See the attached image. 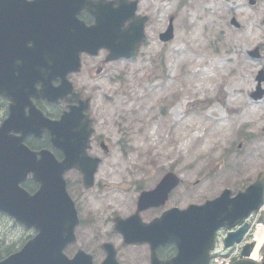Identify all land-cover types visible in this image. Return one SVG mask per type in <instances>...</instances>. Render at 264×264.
<instances>
[{
	"label": "rangeland",
	"instance_id": "374dc122",
	"mask_svg": "<svg viewBox=\"0 0 264 264\" xmlns=\"http://www.w3.org/2000/svg\"><path fill=\"white\" fill-rule=\"evenodd\" d=\"M238 2L142 0L140 10L151 15L148 41L135 58L110 63L114 93L110 101L101 96L96 100L95 113L101 112L97 117L99 129L116 145L106 161L176 164V171L183 181L176 189L172 203L201 202L206 196L220 192V168H216L220 163V119L228 118L227 108L246 97L254 83L252 64L245 61L243 44L251 47L264 37L260 23L243 19L245 28L228 33L221 41L220 31L226 27L227 18L223 16L224 9L234 8ZM261 5L264 6V0ZM248 10L250 13L251 9ZM172 14L176 16L174 39L161 42L158 32ZM222 59L231 61L224 66ZM81 80H87L85 74ZM94 82L105 83L107 79L98 77ZM176 92L178 96L174 97ZM225 102L226 105L220 106ZM114 110L131 114L122 129L106 117ZM148 118L153 123L161 120L158 123L160 132L153 126L150 128L148 123L144 133ZM115 124L121 123L116 120ZM151 130L156 134L148 136ZM118 139H124L132 146L128 156H122L116 143ZM104 167L107 168L106 163ZM108 173V169L105 173L102 171L99 180L109 183V187L87 193L123 195L118 179H111ZM197 179H201L200 183L193 185ZM110 189L117 193L109 192ZM21 230L19 227L8 230L3 237L19 239L25 234ZM83 233L87 234L86 231ZM125 250L128 257L125 264H132V249Z\"/></svg>",
	"mask_w": 264,
	"mask_h": 264
},
{
	"label": "water",
	"instance_id": "95a60500",
	"mask_svg": "<svg viewBox=\"0 0 264 264\" xmlns=\"http://www.w3.org/2000/svg\"><path fill=\"white\" fill-rule=\"evenodd\" d=\"M87 0H0V27L13 26L16 27L21 22L35 24V21L41 20L45 28L43 34V43L46 51L49 54V63L42 79L46 85L44 90L51 89V81L53 76H58L61 72V60L66 56L62 55L64 49L73 48L76 52L81 49H90L94 44L95 47L103 45L109 46L112 49L113 58L121 56H131L135 48L133 45L143 38V21L137 22L138 36L127 32L122 28L124 22L132 19L136 23L139 19L135 12L137 2L128 3L126 0H113L111 3H118L119 6H111V11L108 15H97L100 21L88 28L87 32H82L81 36L76 31L78 24L77 13L85 5ZM132 24V25H133ZM82 27V26H81ZM132 29V28H131ZM137 34V32H136ZM173 36V26L170 25L168 31L162 35V38L167 40ZM94 42V43H93ZM70 46V47H69ZM130 48V49H129ZM40 59L39 56H33V62ZM44 59V58H43ZM45 60V59H44ZM78 61V58H77ZM35 64V63H34ZM35 67V66H33ZM37 70V69H36ZM36 71L33 70L29 78L32 85L40 78H36ZM3 79V73L0 72V81ZM13 118V117H12ZM80 122L79 132L77 134V144L80 150L71 153L75 154L73 158L69 157L64 167L60 168L53 164L51 166H40L41 164L51 163L49 158H46L38 163L33 159L32 170L34 176L41 182L40 190L34 194H28L27 197L21 199L20 189L16 190V198L12 205L10 199L5 197V193L0 195V209L4 210L17 218L21 223L28 227L36 226L38 233L30 239L25 246L18 252L14 253L7 259L0 261V264H94L92 255L84 251H80L74 259L68 260L63 253L64 247L72 242L75 238L74 228L78 222L77 211L71 202L69 194L66 190V181L63 173L66 168L71 166H80L87 170V167L81 165L85 160L86 148L88 146L91 128L89 120L82 110L80 117L77 120ZM49 124V122L47 121ZM70 156L69 153H67ZM98 162V159H96ZM56 176L46 177L44 172L54 169ZM14 171H18L16 167ZM95 172V167L91 169L92 174ZM38 173V174H37ZM179 183V178L174 174H168L161 182L157 191H160L162 198H166L170 189ZM9 190V188H6ZM11 189L10 191H12ZM230 190L223 193L222 196L209 200L207 205L192 204L187 209L173 208L165 212L163 217H172L170 229L167 231L161 230V235L167 238L162 241H175L178 244L179 252L170 260H161L157 256H153L152 264H193L190 262L191 252L199 245V252L202 253L198 263L207 264L208 250L211 248L213 233L211 228L206 230L201 224L202 217H209L211 207L216 206L220 210V226L225 223L228 215L223 212L222 203L242 202L252 200L261 196V190L255 186L250 187L245 193H240L237 198L230 200ZM153 192L147 193L140 197V204L146 197L153 198ZM163 200V199H162ZM237 209V206H236ZM162 217V218H163ZM211 217V216H210ZM171 218V219H172ZM197 220V222H194ZM237 223H232L234 226ZM245 229V226L237 231L229 233L226 239V245L233 243V239L239 240L240 234ZM209 236V240L202 239L197 234ZM134 235L133 233H130ZM181 236V237H178ZM135 239H128L127 242ZM244 255L249 254V250L245 247ZM115 250L108 252L107 258L101 264H119L115 258ZM233 264H258L257 262H248L247 259L238 260Z\"/></svg>",
	"mask_w": 264,
	"mask_h": 264
},
{
	"label": "flooded vegetation",
	"instance_id": "af4514ba",
	"mask_svg": "<svg viewBox=\"0 0 264 264\" xmlns=\"http://www.w3.org/2000/svg\"><path fill=\"white\" fill-rule=\"evenodd\" d=\"M244 1H247V3H244ZM256 1V4L251 5L249 0H239L237 6L230 11V16L226 18V27L221 29L222 35L243 30L245 28L243 19L249 23H260L261 27L264 28V6L261 5V0ZM248 9H251L250 13ZM82 14L86 23L91 24L94 21V18L88 12L84 11ZM232 17H236L241 21L238 22V27L234 25L231 19ZM255 47L258 48L259 57L250 55V51ZM242 48L244 49L245 61L254 65V83H252L246 98L238 99V102L228 110V115L234 117V122L231 128H229V124L226 122L222 130L223 135L220 136V173L223 179L228 178V180L233 181L236 192L245 189L248 185L255 182L261 174L264 179V37L261 41L255 43L254 48L245 44H243ZM20 52H23V50L14 52V55L18 56ZM108 52L107 49H101L97 55L82 54L83 67L86 64L90 65L88 78L91 79V76L95 78L104 76L107 82L96 83L90 80L82 81L80 72H72L69 74V78L73 82L75 93L79 94L78 98L72 94H68L65 99L57 103L48 102L44 99H34L36 107L44 114L53 119H59L65 111L69 110V106L78 105L80 99L89 97L91 100L90 115L95 125L91 147V151L94 154L102 151L103 143H109L104 138L105 136L101 134L99 126H97L98 115L95 113L98 96L106 94L103 98L106 101H110V96L114 93L111 84L110 61L106 60ZM223 61L226 63L227 59H223ZM16 62L21 63L22 60L19 59ZM98 69L101 70L99 71ZM56 83H59V81ZM99 91H104L105 93H98ZM12 102V99L0 95V125L9 115ZM25 103V100L20 103L19 113L22 116L28 117L30 107L27 104L25 105ZM99 114L101 115V112ZM107 117L110 119H124L125 113H116L115 111V113L108 114ZM11 132L22 134V131L17 127L13 128ZM227 133H231L232 135L228 137ZM49 138L50 134L44 130L40 138L35 135L26 134L25 142L31 146L32 141L41 143L35 146L36 149H40L49 147ZM56 153H58L60 159H63L64 153L62 150H56ZM110 153L111 150L106 155L108 156ZM111 165H113L111 167L112 171H109L108 175L118 179L121 191L125 192V194L135 192L137 197L136 195L131 198L128 196V199H125L118 195L88 194L87 192L90 190L96 189V191H102L110 185L107 182L102 183V181H98L96 183L97 187L95 185V188L85 189L82 186L83 177L79 171L72 170L67 173V175L75 174L73 178H68V187L70 188L71 195L79 212L83 216L79 227L82 233L80 239H83L90 245H94L99 238L104 236L110 237L113 242H123L122 235L113 230L116 216L122 215L128 217L134 214L137 210L138 194L152 190L160 181L162 174H164L160 167L162 163L159 162H123L113 163ZM121 165H124V167ZM171 169H173L171 166L167 168V170ZM160 208L148 207L141 210L140 214L144 220L149 221L155 215L160 214ZM258 219L264 222V200L260 209L250 214L248 230L243 236L244 239L251 241L252 250L256 246V242L252 239L253 227ZM84 231L87 232L86 235H84ZM226 231V228L218 231L216 238L217 245L220 244V240ZM141 246H147L150 252V248L146 244L138 246L132 245L129 247L136 249ZM261 252L264 254V242L261 246ZM159 253L161 257L169 258L176 252L173 251L171 246H165L159 249ZM134 260L131 262L132 264H150V255L139 254V257Z\"/></svg>",
	"mask_w": 264,
	"mask_h": 264
},
{
	"label": "trees",
	"instance_id": "16d2710c",
	"mask_svg": "<svg viewBox=\"0 0 264 264\" xmlns=\"http://www.w3.org/2000/svg\"><path fill=\"white\" fill-rule=\"evenodd\" d=\"M9 246H6V244L3 242L1 243V250L8 248Z\"/></svg>",
	"mask_w": 264,
	"mask_h": 264
},
{
	"label": "bare ground",
	"instance_id": "6f19581e",
	"mask_svg": "<svg viewBox=\"0 0 264 264\" xmlns=\"http://www.w3.org/2000/svg\"><path fill=\"white\" fill-rule=\"evenodd\" d=\"M213 71V70H212ZM231 95V94H230ZM178 111H179V109H178ZM204 120V119H203ZM183 124V123H182ZM181 128V127H180Z\"/></svg>",
	"mask_w": 264,
	"mask_h": 264
}]
</instances>
